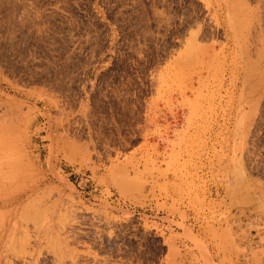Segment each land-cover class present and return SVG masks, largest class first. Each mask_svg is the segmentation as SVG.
Segmentation results:
<instances>
[{
  "label": "rangeland",
  "instance_id": "374dc122",
  "mask_svg": "<svg viewBox=\"0 0 264 264\" xmlns=\"http://www.w3.org/2000/svg\"><path fill=\"white\" fill-rule=\"evenodd\" d=\"M18 196L0 264H264V0H0Z\"/></svg>",
  "mask_w": 264,
  "mask_h": 264
},
{
  "label": "bare ground",
  "instance_id": "6f19581e",
  "mask_svg": "<svg viewBox=\"0 0 264 264\" xmlns=\"http://www.w3.org/2000/svg\"><path fill=\"white\" fill-rule=\"evenodd\" d=\"M198 94V96H199V93H197ZM237 167H239V166H237ZM235 170V169H234ZM240 170V169H239ZM235 171H237V168H236V170ZM238 173V172H237ZM240 174V173H239ZM238 175V174H237ZM241 175V174H240ZM240 175H238V176H240ZM237 176V177H238ZM240 178V177H239ZM240 179H242V177L240 178ZM242 181V180H241ZM244 182V181H243ZM244 185V184H243ZM234 188H235V184L234 185H232ZM247 186V185H246ZM245 186V188H247ZM237 187V186H236ZM239 188V187H238ZM241 188V187H240ZM244 187H242V189H243ZM232 190H233V188H231ZM242 189H241V191H242ZM31 190H35V187L34 188H32ZM235 190H237V189H235ZM32 192V191H31ZM26 194V193H25ZM239 194H240V192H239ZM21 200H22V196H18V197H15V198H13V199H11V200H6V199H1L0 200V206H3V205H6V204H8L9 202L10 203H16V202H21ZM12 228V227H11ZM27 235H28V233H27ZM29 236V235H28Z\"/></svg>",
  "mask_w": 264,
  "mask_h": 264
}]
</instances>
